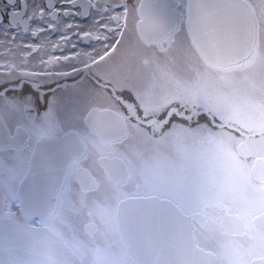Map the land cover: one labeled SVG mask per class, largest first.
Wrapping results in <instances>:
<instances>
[{
	"label": "snow or ice",
	"instance_id": "6c2138e0",
	"mask_svg": "<svg viewBox=\"0 0 264 264\" xmlns=\"http://www.w3.org/2000/svg\"><path fill=\"white\" fill-rule=\"evenodd\" d=\"M0 264H264V0H0Z\"/></svg>",
	"mask_w": 264,
	"mask_h": 264
}]
</instances>
